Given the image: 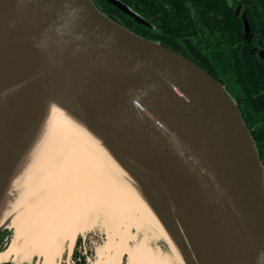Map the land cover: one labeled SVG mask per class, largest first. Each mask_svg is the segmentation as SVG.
Returning <instances> with one entry per match:
<instances>
[{"label":"water","instance_id":"1","mask_svg":"<svg viewBox=\"0 0 264 264\" xmlns=\"http://www.w3.org/2000/svg\"><path fill=\"white\" fill-rule=\"evenodd\" d=\"M7 52L53 76L136 163L154 199L166 198L197 264H264L263 163L233 100L203 68L91 0H0V110L14 91L4 89Z\"/></svg>","mask_w":264,"mask_h":264},{"label":"bare ground","instance_id":"2","mask_svg":"<svg viewBox=\"0 0 264 264\" xmlns=\"http://www.w3.org/2000/svg\"><path fill=\"white\" fill-rule=\"evenodd\" d=\"M3 58L4 89L14 91L1 106L0 144L16 128L19 190L29 195L32 187L41 189L16 214L1 215L0 230L10 225L15 235L0 264L34 258L60 264L71 257L77 238L94 229L106 235L94 264H197L166 198L161 193L154 199L136 163L53 76L15 52ZM12 185L0 183V203L17 196Z\"/></svg>","mask_w":264,"mask_h":264},{"label":"trees","instance_id":"3","mask_svg":"<svg viewBox=\"0 0 264 264\" xmlns=\"http://www.w3.org/2000/svg\"><path fill=\"white\" fill-rule=\"evenodd\" d=\"M91 1L116 24L182 54L219 82L239 110L264 167V0H120L149 26L108 0Z\"/></svg>","mask_w":264,"mask_h":264},{"label":"rangeland","instance_id":"4","mask_svg":"<svg viewBox=\"0 0 264 264\" xmlns=\"http://www.w3.org/2000/svg\"><path fill=\"white\" fill-rule=\"evenodd\" d=\"M228 1L230 4H234V0H228ZM16 131H17L16 128L11 127L5 132L4 137L1 141V146L3 149H2V156H1L2 161L0 160L2 162V163L0 162V183L3 187H7L8 182H9V185L13 183L12 187H15V188L12 189V192L15 193V195L17 196L14 199L12 198V200H8V198H3V200L0 203V217L1 215L3 217H6L11 214H16L17 210L22 206V203L25 200L30 199L32 193H35L41 189L40 185L38 186L36 185L37 188L36 186L32 187L29 195L23 193L22 190H19L20 186L17 185V178L19 177V175L17 174L18 168H17L16 163L18 160L17 148L19 147V144H20L21 134ZM23 142H24V139H23ZM32 150H33V146L30 149H28V151L26 152L25 156L22 159H27L29 154L32 153L31 152ZM49 172H50V169H49ZM19 174L21 173L19 172ZM50 175H53V174L51 173L49 174V176ZM134 178L136 180L135 184H138V186L141 188L140 190L142 191L143 187L142 185H140L139 180L136 177ZM18 181L20 184V178ZM133 232L136 233L135 230H133ZM14 235H15V230L12 229L10 225H5L1 228L0 230V253L8 250L10 244L12 243L14 239ZM105 242H106V235L100 229H94L92 232L86 234V236L85 235H83L82 237L79 236L75 243V247H74L71 257L69 259H67L66 257L63 258L62 263L60 262V264H94L96 262L97 250L101 246H103ZM156 245L160 247L164 252L166 253L169 252V249L164 241L159 240L156 242ZM126 260H127V256L124 257L125 262ZM9 264H41V263L38 261L37 258H34L33 261L19 259L18 261L15 260L14 262H10Z\"/></svg>","mask_w":264,"mask_h":264}]
</instances>
